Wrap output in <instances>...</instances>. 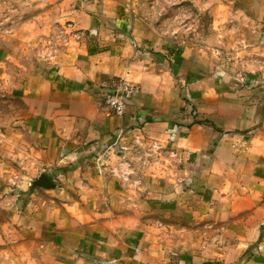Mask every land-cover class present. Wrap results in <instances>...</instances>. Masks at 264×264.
Instances as JSON below:
<instances>
[{"label": "crops", "instance_id": "0c3cea01", "mask_svg": "<svg viewBox=\"0 0 264 264\" xmlns=\"http://www.w3.org/2000/svg\"><path fill=\"white\" fill-rule=\"evenodd\" d=\"M240 1L202 41L163 37L122 0L41 15L65 28L24 65L32 181L0 202V264H264V0ZM40 18L30 53L57 30ZM16 31L0 27V64L24 63ZM124 78L140 91L118 117L105 96ZM120 133L141 144L127 158ZM42 173L52 187L33 185Z\"/></svg>", "mask_w": 264, "mask_h": 264}, {"label": "rangeland", "instance_id": "374dc122", "mask_svg": "<svg viewBox=\"0 0 264 264\" xmlns=\"http://www.w3.org/2000/svg\"><path fill=\"white\" fill-rule=\"evenodd\" d=\"M122 1L126 14L142 21L163 37L180 36L200 41L206 37L210 29L220 27V21L225 19L224 15H227V12L232 14L236 7L243 4L240 0ZM55 2L56 0H0V27L3 29L4 37H12L17 30L19 34L24 33L21 44L28 43L24 45L26 47L22 46L21 49L24 50L18 53L24 63L9 59L7 63L0 64V202L18 189L16 182L19 179L32 181L30 179L32 167L28 168L23 161L26 158L20 155L25 154L24 137L16 133V128L22 126L21 121L26 118L27 113V103L22 89L27 70L24 65H27V61L31 63L32 57L37 63L44 62L42 44L45 40L52 39L50 42L52 44L49 43L48 48L60 45L59 29H64L65 24L56 21L55 17L41 16L48 10L54 14L61 12L60 9L53 10ZM34 16L44 17L35 23L37 26L57 29L59 32L56 30L57 35L56 31L51 32L46 38L45 35L38 37L37 44L32 47L33 52L30 53L27 47L30 49L32 44ZM223 23L227 21L224 20Z\"/></svg>", "mask_w": 264, "mask_h": 264}, {"label": "built area", "instance_id": "2783aa9c", "mask_svg": "<svg viewBox=\"0 0 264 264\" xmlns=\"http://www.w3.org/2000/svg\"><path fill=\"white\" fill-rule=\"evenodd\" d=\"M139 91L140 87L137 84L125 78L119 79L114 83L112 90L106 94L105 103L116 116L122 117ZM114 145L117 146L118 154L123 158H127L133 150L141 146L138 139H127L124 133L117 136Z\"/></svg>", "mask_w": 264, "mask_h": 264}, {"label": "water", "instance_id": "95a60500", "mask_svg": "<svg viewBox=\"0 0 264 264\" xmlns=\"http://www.w3.org/2000/svg\"><path fill=\"white\" fill-rule=\"evenodd\" d=\"M34 186L41 187V188H50L53 186L52 181L50 178L45 174L42 173L34 182Z\"/></svg>", "mask_w": 264, "mask_h": 264}]
</instances>
